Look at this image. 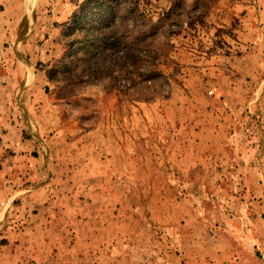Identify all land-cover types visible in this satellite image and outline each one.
I'll list each match as a JSON object with an SVG mask.
<instances>
[{"label":"rangeland","instance_id":"1","mask_svg":"<svg viewBox=\"0 0 264 264\" xmlns=\"http://www.w3.org/2000/svg\"><path fill=\"white\" fill-rule=\"evenodd\" d=\"M0 58L43 117L0 264H264V0H0Z\"/></svg>","mask_w":264,"mask_h":264},{"label":"crops","instance_id":"2","mask_svg":"<svg viewBox=\"0 0 264 264\" xmlns=\"http://www.w3.org/2000/svg\"><path fill=\"white\" fill-rule=\"evenodd\" d=\"M241 40L238 43L241 44L242 51L239 48L235 58L238 65L242 66L237 69V73L241 76H239V80L244 81L247 60L248 62L252 60L254 65L251 74L256 75L259 73V66L261 64L258 63L261 60V50L259 48L261 45L259 42L262 39L258 38V41L254 40L252 43H248L245 37ZM17 60L19 61V66L15 67V64H13L8 70L3 67V64L8 63V61L4 59L3 63V60L0 58V229L4 225L11 206L10 203H7L9 199L7 194L8 192H15L16 185L20 187L15 177L22 175L23 169L26 168L24 162L26 157H23L21 150L23 146L29 145L28 141L30 143L37 142V125L40 120H43V117L38 114V107L36 105L23 106L19 104L16 106L15 103H12V96H19L23 92L28 93L30 90L33 92L38 81L35 67L26 62H21L20 58H17ZM15 88L19 90V93L15 92ZM226 111L229 112L227 108ZM220 122L222 124V121H216V123ZM217 129L215 126L214 130L217 131ZM50 165V161L47 158L43 162L42 168L50 169ZM257 167L258 172L262 170L260 164ZM32 171H34V176H36V168H30L29 174L32 175ZM3 236L6 235L0 232V238ZM4 255L5 253H1L2 263L5 261ZM8 256L10 257V255ZM14 264H17V262Z\"/></svg>","mask_w":264,"mask_h":264},{"label":"trees","instance_id":"3","mask_svg":"<svg viewBox=\"0 0 264 264\" xmlns=\"http://www.w3.org/2000/svg\"><path fill=\"white\" fill-rule=\"evenodd\" d=\"M78 20L80 21L81 19L79 18ZM87 26H92V25H91L90 22H88V23H86V25H84L85 29L88 28ZM87 33H89V32H87ZM78 34H79V33H78ZM95 38L97 39V38H98V35H96ZM86 41H87L86 43L91 42L90 39H88V40H86ZM84 56H85V57H88L87 55H84Z\"/></svg>","mask_w":264,"mask_h":264}]
</instances>
